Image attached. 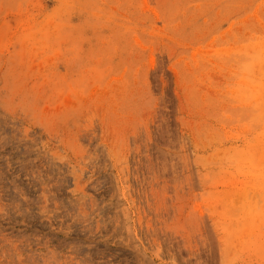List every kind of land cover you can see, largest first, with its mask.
<instances>
[{
    "label": "rangeland",
    "instance_id": "1",
    "mask_svg": "<svg viewBox=\"0 0 264 264\" xmlns=\"http://www.w3.org/2000/svg\"><path fill=\"white\" fill-rule=\"evenodd\" d=\"M0 264H264V0H0Z\"/></svg>",
    "mask_w": 264,
    "mask_h": 264
}]
</instances>
